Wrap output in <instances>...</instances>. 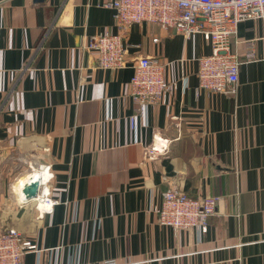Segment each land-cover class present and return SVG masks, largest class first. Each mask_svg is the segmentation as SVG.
<instances>
[{
    "label": "crops",
    "instance_id": "crops-1",
    "mask_svg": "<svg viewBox=\"0 0 264 264\" xmlns=\"http://www.w3.org/2000/svg\"><path fill=\"white\" fill-rule=\"evenodd\" d=\"M100 2L0 0V233L36 245L23 264H264V20L239 24V81L222 94L199 88L203 35L121 29ZM103 34L122 36L126 68L83 51ZM141 57L178 84L146 117L129 90ZM153 146L165 152L146 157ZM32 175L28 199L34 180L16 186ZM173 189L220 197L206 233L159 224Z\"/></svg>",
    "mask_w": 264,
    "mask_h": 264
},
{
    "label": "built area",
    "instance_id": "built-area-1",
    "mask_svg": "<svg viewBox=\"0 0 264 264\" xmlns=\"http://www.w3.org/2000/svg\"><path fill=\"white\" fill-rule=\"evenodd\" d=\"M100 6L114 11L121 29L152 23L186 38L203 35L212 52L199 59V88L222 94H234L239 81L240 61L231 51V41L239 24L264 20V0H101ZM82 49L97 54L96 66L102 70H120L129 64L127 46L121 35H95L83 43ZM246 59L248 62L255 59L252 48L246 53ZM131 66L134 74L130 95L137 105V115L146 117L150 107L167 102L178 84L165 79L164 65L154 59L141 57ZM130 121L133 125L134 118ZM165 148L153 146L144 153L146 157H153L165 152ZM219 201L220 197L192 198L173 189L163 195L155 212L162 226L175 231L196 229L206 233L208 219L216 214ZM35 251L36 245L17 230L0 233V264H23L26 254ZM104 264L117 263L111 260Z\"/></svg>",
    "mask_w": 264,
    "mask_h": 264
},
{
    "label": "water",
    "instance_id": "water-1",
    "mask_svg": "<svg viewBox=\"0 0 264 264\" xmlns=\"http://www.w3.org/2000/svg\"><path fill=\"white\" fill-rule=\"evenodd\" d=\"M37 1H42V0H37ZM38 189H39V183L37 181H33L32 183H29L25 187L23 192L25 193L28 199H31L37 195Z\"/></svg>",
    "mask_w": 264,
    "mask_h": 264
},
{
    "label": "bare ground",
    "instance_id": "bare-ground-1",
    "mask_svg": "<svg viewBox=\"0 0 264 264\" xmlns=\"http://www.w3.org/2000/svg\"><path fill=\"white\" fill-rule=\"evenodd\" d=\"M37 178H38V175H32V176H29L27 178H24L22 181H20L17 184L16 187H17L18 190H20V188H22L27 181H31V180L37 181ZM20 192H21V190H20Z\"/></svg>",
    "mask_w": 264,
    "mask_h": 264
}]
</instances>
